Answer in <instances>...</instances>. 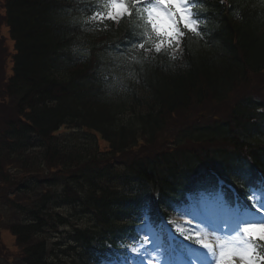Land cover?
<instances>
[{"label": "trees", "instance_id": "obj_1", "mask_svg": "<svg viewBox=\"0 0 264 264\" xmlns=\"http://www.w3.org/2000/svg\"><path fill=\"white\" fill-rule=\"evenodd\" d=\"M15 1H9V21L12 17H17L14 13ZM33 1H36V7L40 9V17L43 19L42 24H45V16L49 12L47 9V14H45L44 8H48V3L44 0ZM74 1H77V3H71V14L66 19L72 25H66V27H61L60 29L67 28L73 33H81L86 27L88 28L86 21L91 12V5H94V2L100 5L102 2L100 0ZM24 10V7H18L16 13L22 14V21L28 23L27 26H31L33 21L29 19V16L23 15ZM239 10L241 12L240 22L238 21L239 23L237 24L228 23L227 25L230 26L228 27V32L223 31L221 33L220 25L213 23L220 22L218 18L211 23V26L204 27L206 31L204 33L205 40H202L205 43L209 41L208 45L211 41L212 45H209V49L211 47L210 51L213 53L209 49L207 51L203 50L199 44H196L197 40H195L193 43H184L181 54L183 63L173 64L170 60H166L163 57L160 61L157 59L153 61V67L146 68L148 77L146 81H140V85L142 88H146L145 94L146 97H150V103L135 106L132 102L127 104L125 100L119 102L118 106L114 107L116 104L111 106L106 101H103L101 104L93 102L99 99L96 87L102 86L104 92L100 90L101 93L107 95L108 87L106 86L107 82L104 77L106 75L110 76V74L116 71L118 67L117 61L119 60L117 57H120V54L112 45H106V42L101 41L103 39L102 35L99 40L96 39V50L98 49L96 52L97 56H94L97 63L94 71L96 73V83L94 82L95 77L93 75H87L81 82L72 81L70 77L54 78L52 67L55 61L51 58L56 57L59 50L64 46H60L62 41L65 40L67 42L70 36L69 33H65L61 39L55 40V37L50 32L47 34L44 32L45 35H35L30 40L27 39L26 41L29 42L28 48H24L23 50V45L21 49L19 48V55L15 59L14 68L18 80H16L17 78L10 77L5 91H13L14 94H16V91L19 93L20 91L27 92V90L31 93L35 92L37 97L36 105L40 106L41 111L44 110L41 115L44 116L43 118L48 119L49 122H46L48 127H53L56 120L62 117L81 118L82 123L91 129L101 132L103 137H106L110 141L112 146L108 150L110 153L106 156L109 159V156L116 155L120 151H124L126 147H130V144L137 142V144L143 143L148 147H152V144L154 146L156 139L160 137L161 133V137L164 139L163 130L169 116L176 111H185L188 108L189 100L195 99L196 104H198L211 94H214L217 101L225 99L227 93L232 88L229 87L216 91L211 88L213 84L212 80H222L225 75V80L229 79L230 75L244 76L242 79L246 80L251 75L264 71V0H239ZM220 19L223 21L227 20L224 17ZM41 25L34 23L33 28L38 30ZM59 26L58 23L55 25V27ZM40 28L42 29V27ZM110 29H113V27ZM108 31L110 30L108 29ZM59 32L63 34L62 30H59ZM32 34H35L34 31H32ZM105 34L113 35L109 34V32ZM44 41L48 42L47 47ZM201 45H203V42ZM35 46L40 49H37ZM39 50H42L41 54ZM82 63L79 62L78 65ZM0 66L3 67L2 60ZM232 78H236V81L241 80L237 77ZM10 87L11 89H9ZM57 87H62L59 90L61 94L56 93L58 97H52L51 91ZM134 87L137 88V84H134L132 80L127 81L125 84L126 90L131 91ZM53 91L56 92L55 90ZM224 93L226 95L223 97ZM23 101V97H20L16 104L19 105ZM50 102H54L51 105L53 107L49 106ZM22 104L27 103L23 102ZM90 104H96L99 107H96L94 110L90 109V113L86 115L82 114V111H89V106L87 105ZM56 105L57 107L55 108ZM238 105H235L232 109L234 121H236L233 127L234 132H228L225 127L214 122L211 135H221L220 138L201 137L197 140L203 145L206 144L204 152L201 153L203 155L200 157L201 154L197 155L194 151L191 152L192 156L196 155L200 157L202 159L201 163L207 167H214L213 169L220 170L226 175L230 173L234 176H237L236 173L241 172L242 168L247 167L249 164L248 159L250 156H246L247 150L240 144V141L245 145H250L254 144L255 137L264 135V109H260L259 105L254 102L249 104L247 101H244L240 107ZM245 105L249 106L250 109L243 114L241 108ZM63 106H66L71 113L61 111V107ZM119 120L122 127L116 123ZM223 123L226 124L225 122ZM126 135L128 137L124 143L123 138ZM160 145L159 143L155 149L158 150ZM74 148L79 157H82L81 153H84V151L85 154L88 150L95 151L94 148L86 145H74ZM61 152L66 153L65 149L56 147L54 155H59ZM98 153V150H96V154ZM175 154L176 152L171 154L157 152L147 155L145 158L137 159V156H134V149H131L125 155L129 157L133 155L134 157L129 158L130 162L128 166L122 172H119L117 176H134L145 181V183L149 182L154 187L158 186L162 190L164 187L171 186V184L172 186L174 185L173 187H177L181 182L172 181L171 177H160L161 175L157 174L162 169L163 174L167 172V168L173 163L172 158H175ZM86 157H88V154H86ZM99 161V159L96 160V162ZM126 161L127 159L124 162ZM195 166L194 163L189 162L187 164L186 170L189 175L193 173L195 176L197 174L200 175L195 170ZM99 169V165H96V170L92 167L85 168L79 172L78 177L83 178L87 182L96 181L97 186L98 172L109 170L106 167ZM187 175L184 174L183 176ZM200 177L203 176L201 175ZM90 192V197L92 198L95 192ZM107 192L108 190H104V193ZM107 194L111 196L112 192L110 191ZM107 194L104 195L108 197ZM108 207L111 208V206ZM18 215L20 224L10 226L9 228L15 235L20 237L18 231L26 230L29 227L25 226L24 219L20 217V214ZM88 234L90 238L100 237L102 239L105 237L103 233L94 227L88 230ZM113 238V236H110L106 239L112 240ZM44 247L45 245L40 241L32 246L29 254H22V257L26 260L29 259L33 264H46L44 260L40 261L41 257L39 255L44 253ZM37 252L40 253L37 254Z\"/></svg>", "mask_w": 264, "mask_h": 264}, {"label": "snow or ice", "instance_id": "obj_2", "mask_svg": "<svg viewBox=\"0 0 264 264\" xmlns=\"http://www.w3.org/2000/svg\"><path fill=\"white\" fill-rule=\"evenodd\" d=\"M194 2L195 0H104L103 5L98 6L101 10L93 12L89 19L98 23H119L125 17L136 15L142 22V42L133 44V48L143 50L146 56L153 52L167 53L175 59L183 51L181 42L185 32L200 35L198 29L201 22L194 11ZM260 184L264 185V179L260 180ZM197 187L199 185L193 181L189 191ZM255 205H250L255 208V215L264 217V191L260 192ZM173 210L196 221L189 226L190 234L183 237L192 243L185 245L180 242L177 249V238L174 235L171 238L172 244L168 247L163 243L157 244L155 234L144 235L145 246L142 251L147 254L159 249L160 264H236L237 258L239 264H264V254H261L264 253V220H250L252 212L237 209L225 219L221 215V204L208 207L197 203L184 209L173 206ZM200 225L209 230L215 238V245L209 239V233L201 232ZM144 258L140 257L141 264ZM148 264H151L150 260Z\"/></svg>", "mask_w": 264, "mask_h": 264}, {"label": "rangeland", "instance_id": "obj_3", "mask_svg": "<svg viewBox=\"0 0 264 264\" xmlns=\"http://www.w3.org/2000/svg\"><path fill=\"white\" fill-rule=\"evenodd\" d=\"M249 84H252V86L255 88V89H257L259 86H261L262 84H264V73H261V74H257V75H255V76H252L251 78H250V81H249ZM211 104H213V103H211ZM213 105H215V104H213ZM216 107H217V109H218V111H219V113H225L227 110H228V107H229V102H225L224 104H218V105H215ZM141 108V107H140ZM198 110H200V109H198ZM198 110H195V111H197V115H199V111ZM138 143V142H137ZM137 143H135V144H130V147L132 148L133 146H135ZM88 144H90L89 143V141H87L86 140V144H84V145H88ZM105 143H103V145H104ZM105 146H106V144H105ZM128 149H130V148H128ZM132 149H134L136 152H137V154H139V155H144L145 153H144V151H146L147 150V147L145 146V145H143V143L141 144V143H139L137 146H135V147H133ZM120 157H122V156H119L117 159H114V161H119L120 160ZM131 157V156H130ZM128 155H125V156H123V158H130ZM201 202H206L205 201V199H203L202 201H198V204H200L201 206H204V204L202 205V203ZM213 205V204H212ZM185 207H187V205L185 206ZM61 232H63V228H60L59 229ZM7 232V231H6ZM60 232V236H61V233ZM3 239L4 240H12V238H11V236H10V234L9 233H6V234H4L3 235ZM5 244V243H4ZM12 244H13V241L11 242V245H7V244H5L7 247H11L12 246ZM144 241L143 240H141V239H137V240H135V242L133 243V240H132V242H131V244H129V248H131V249H136V251L134 252V253H132V254H130L129 255V257H128V259H127V263H125V264H135V262H136V260H137V258L140 256V254L141 253H143V254H145V252L144 251H142V249L144 248ZM164 246L165 247H168V245L167 244H164ZM55 249V248H54ZM148 255H150V257H152V259L153 258H157V257H159L160 255H159V249H157L156 251H149L148 253H147Z\"/></svg>", "mask_w": 264, "mask_h": 264}]
</instances>
